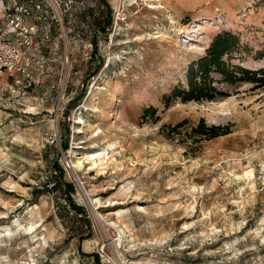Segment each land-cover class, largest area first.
<instances>
[{
	"label": "rangeland",
	"instance_id": "obj_1",
	"mask_svg": "<svg viewBox=\"0 0 264 264\" xmlns=\"http://www.w3.org/2000/svg\"><path fill=\"white\" fill-rule=\"evenodd\" d=\"M31 1L49 40L28 79L0 73V264H264V87L165 100L219 31L264 67V0ZM56 159L89 236L44 184Z\"/></svg>",
	"mask_w": 264,
	"mask_h": 264
},
{
	"label": "trees",
	"instance_id": "obj_2",
	"mask_svg": "<svg viewBox=\"0 0 264 264\" xmlns=\"http://www.w3.org/2000/svg\"><path fill=\"white\" fill-rule=\"evenodd\" d=\"M106 6V15L98 25L97 31L101 34H108L113 17L108 3ZM248 52V46L241 41L240 36L230 30H222L215 34L209 44L205 47L204 53L198 58L191 60L186 67L185 80L176 84L171 92L165 96L167 104L176 99L183 102L187 101H204L214 100L225 97L228 91L223 85H234L237 83H251L254 88L264 87V67L250 68L242 65L239 60L240 54ZM103 61L100 60L96 69L102 66ZM148 111H154V107H149ZM180 123L176 124L179 126ZM204 121L200 119L197 126L193 127L195 132L207 134L209 137L225 134L228 131L219 130V125H211L209 131H204ZM61 147H67V141L61 142ZM55 175L53 180L48 179L44 184L50 186V190H61L64 198L63 204H60L57 209V214L63 218L62 211L70 212L75 216L80 217L78 221L84 219V224L88 229L89 236L91 231V223L84 205L77 203L73 198L75 191L74 183L70 180L63 179V168L58 165L57 159L53 161ZM67 209V210H66ZM79 240H82V233L78 235ZM94 264H109L102 263L97 252L92 253Z\"/></svg>",
	"mask_w": 264,
	"mask_h": 264
},
{
	"label": "built area",
	"instance_id": "obj_3",
	"mask_svg": "<svg viewBox=\"0 0 264 264\" xmlns=\"http://www.w3.org/2000/svg\"><path fill=\"white\" fill-rule=\"evenodd\" d=\"M26 5L19 0H0V73L14 77L29 78L30 62L34 53L36 37L37 49L49 40L47 30L36 33L29 22L31 17L40 19L42 11L39 2ZM19 80H17L18 82Z\"/></svg>",
	"mask_w": 264,
	"mask_h": 264
}]
</instances>
